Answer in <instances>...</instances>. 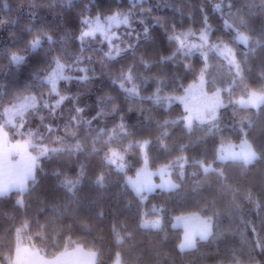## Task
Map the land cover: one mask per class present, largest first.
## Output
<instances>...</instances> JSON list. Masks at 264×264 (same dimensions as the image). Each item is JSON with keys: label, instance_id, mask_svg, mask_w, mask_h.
<instances>
[{"label": "clouds", "instance_id": "1", "mask_svg": "<svg viewBox=\"0 0 264 264\" xmlns=\"http://www.w3.org/2000/svg\"><path fill=\"white\" fill-rule=\"evenodd\" d=\"M0 32V135L32 155L0 184V264L18 235L93 264H264V0H0Z\"/></svg>", "mask_w": 264, "mask_h": 264}, {"label": "crops", "instance_id": "2", "mask_svg": "<svg viewBox=\"0 0 264 264\" xmlns=\"http://www.w3.org/2000/svg\"><path fill=\"white\" fill-rule=\"evenodd\" d=\"M16 142H10L6 135H0V184L20 183L28 172L23 163L26 156L19 157L21 153H29L27 146L24 148L16 146ZM29 155V154H28ZM15 156V158H13ZM31 159V158H29ZM23 245V246H22ZM17 245V249L13 258V264H93L92 256H65V251L54 257H47L40 249L29 246L27 243ZM29 246V247H28ZM83 254V252H80Z\"/></svg>", "mask_w": 264, "mask_h": 264}, {"label": "rangeland", "instance_id": "3", "mask_svg": "<svg viewBox=\"0 0 264 264\" xmlns=\"http://www.w3.org/2000/svg\"><path fill=\"white\" fill-rule=\"evenodd\" d=\"M16 144H18L16 146H21L23 148L25 146H27L25 143H22V142H16ZM24 156H26L28 159H23V160H25L24 161L25 163H23V165H25L27 170H29L31 167V164H32V155H31V153H21L19 157H24ZM29 158H31V159H29ZM151 179H152V176H151L150 170L145 169L140 174H137L134 177H130V182L133 185L139 186V185H145V184L149 183ZM181 222L190 226V227H196L199 224V221L197 220V218H195L194 216H191V215L182 217ZM22 244H25V242H23V238L20 235H18V245L21 246ZM27 245L34 246V245H30L28 243H27ZM34 248L38 249L36 246H34ZM65 252H66L64 254L65 256H69V255L70 256H83V255H85V256L90 257L93 254L92 251L85 250L80 246H76V247L69 248V249L67 248ZM80 252H83V254ZM62 264H67V263H62ZM69 264H77V263L75 262V263H69ZM81 264H83V263H81Z\"/></svg>", "mask_w": 264, "mask_h": 264}, {"label": "trees", "instance_id": "4", "mask_svg": "<svg viewBox=\"0 0 264 264\" xmlns=\"http://www.w3.org/2000/svg\"><path fill=\"white\" fill-rule=\"evenodd\" d=\"M102 2L105 3V4L115 5V4L117 3V0H102ZM124 2L127 3V0H124ZM191 2H192L193 4L200 5L201 7H204L205 5H208V0H204L203 5L200 4V0H191ZM164 11L167 13L169 10L166 8ZM205 12H207V13L210 14V20H211V22L213 23V25H216V26H219V25H220L221 21H220V19L218 18V16L215 15V14H211V8H210V6L205 7ZM195 15H196L197 19H200V18H201L202 13H201V11H200V7H197L196 12H195ZM156 31L158 32L159 30L156 29ZM0 37H4V38H5V39L3 40V42L0 43V51H2V49H3V44H7V43H9L10 40H9V38L6 37V33H5V32H0ZM31 63H35V58H30V64H29L28 67L31 66ZM28 67H26V68L24 69V71L21 73V76L26 75V73H27V71H28ZM2 74H3V73L0 72V75H2ZM10 142H11V141H10ZM13 143H14V142H13ZM17 245H18V236H17V243H16L15 252H16V249H17ZM76 246H80V247H82V248L85 249V250L91 251V249L85 248L82 244H79V243H72L71 245H69V244L66 243V244H65L60 250L55 251V252H52V253H49V254H45V252H44L42 249H40V248H38V247H37V248L40 249V250L44 253L45 256H47V257H54V256L59 255V254H61L62 252H64L67 248L69 249V248H73V247H76ZM14 255H15V254H14Z\"/></svg>", "mask_w": 264, "mask_h": 264}]
</instances>
